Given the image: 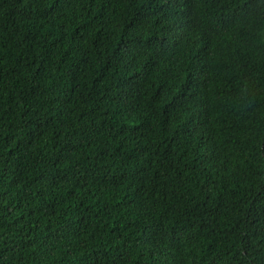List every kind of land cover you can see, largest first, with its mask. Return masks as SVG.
<instances>
[{"label":"trees","instance_id":"1","mask_svg":"<svg viewBox=\"0 0 264 264\" xmlns=\"http://www.w3.org/2000/svg\"><path fill=\"white\" fill-rule=\"evenodd\" d=\"M0 264H264V0H0Z\"/></svg>","mask_w":264,"mask_h":264}]
</instances>
